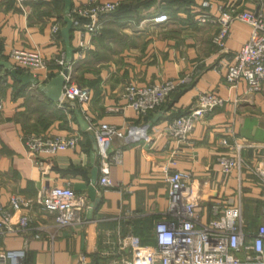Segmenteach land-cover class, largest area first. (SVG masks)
Returning <instances> with one entry per match:
<instances>
[{
	"label": "crops",
	"instance_id": "obj_1",
	"mask_svg": "<svg viewBox=\"0 0 264 264\" xmlns=\"http://www.w3.org/2000/svg\"><path fill=\"white\" fill-rule=\"evenodd\" d=\"M91 1H117L124 8L116 16L105 18L96 37L82 25H74L69 74L92 91L89 108L83 114L87 123L96 128L107 123L123 133L113 138L110 146V151L123 149L122 161L111 166L112 186L104 190L99 182L101 161L95 132L83 129L75 112L76 102L61 107L38 86L23 85L0 65L1 204L8 206L12 195L36 199L46 180L51 185L69 184L89 205L90 186L96 180L100 198L97 208L83 209L82 225L61 229L54 227L53 215L35 205L29 210L32 220L25 231L0 233V250L26 248V264H78L81 255L86 256L88 264H98L106 231L133 232L144 243L154 244L155 223L168 206L166 175L176 170L193 173L203 219L210 215V202L232 198L255 231L264 223V185L256 174L258 167L264 168V89L250 92L244 77L231 83L226 68L220 67L222 60L234 62L230 55L248 42L251 26L242 21L231 25L225 58L213 46L215 29L196 22L203 0H186L189 3L184 5L167 0H72L73 9ZM209 1L211 12L217 15L221 6L230 3L249 11L259 10L264 3ZM64 16V0H27L23 7L16 0H0V60L14 64L10 53L15 48H37L47 59L65 55L66 60L61 33ZM55 25L59 26L57 33L53 32ZM83 39L89 42V48L81 55ZM61 70L55 66L35 76L45 84ZM185 76L190 80L146 115H139L121 97L129 81L144 86ZM199 91L217 94L225 102L196 123L191 143L179 142L165 128L191 109ZM133 127H148L150 140L135 137L130 131ZM31 133L76 134L79 143L51 157L48 174L44 175L23 142V137ZM243 142L248 145L237 148L236 143ZM222 154L241 160L230 174H225L218 162ZM21 213L15 212L14 222ZM37 234L41 238H36Z\"/></svg>",
	"mask_w": 264,
	"mask_h": 264
},
{
	"label": "built area",
	"instance_id": "obj_2",
	"mask_svg": "<svg viewBox=\"0 0 264 264\" xmlns=\"http://www.w3.org/2000/svg\"><path fill=\"white\" fill-rule=\"evenodd\" d=\"M27 0H16L23 7ZM48 1V0H42ZM119 2L91 1L72 9L75 15L74 24L84 27L93 37L101 33L108 14L117 9ZM210 1L203 0L201 11L196 22L209 25L215 29L212 43L216 52L226 56L229 54L226 40L230 27L235 21H242L251 26V35L247 43L234 54L230 55L234 62L222 60L220 67H225L227 80L231 83L244 77L250 92L264 89V3L256 11L239 10L234 4L221 6L220 14L210 10ZM59 26L53 27L57 33ZM89 42L84 39L79 46V53L84 55ZM14 68L36 75L38 71H50L58 66H65V55L50 60L45 58L37 48H15L11 51ZM190 78L185 76L178 80L168 79L159 84L139 85L129 81L123 87L121 97L126 100L139 115L162 106ZM92 99L89 87L76 82L70 74L66 76L63 94L59 105L75 101L82 114H86ZM225 99L207 91H199L194 97L191 109L170 121L166 132L182 143H191V133L196 125L208 112L223 106ZM148 127H133L131 133L137 138L150 140ZM94 130L101 161V187L109 190L110 168L123 158V149L110 151L113 138L123 133L114 125L103 123ZM28 154L44 175L48 174L50 158L58 152L74 149L79 143V136L27 134L23 137ZM228 145V140H223ZM248 144L236 143L241 149ZM221 169L230 174L241 164V160L222 154L218 157ZM256 174L264 185V168L258 167ZM168 183V206L164 216L154 226L155 243H144L141 237L133 232L121 233L106 231L98 253V264H264V223L255 231L243 215L240 206L233 205V199L212 201L209 204V217L203 219L199 208L202 204L201 195L194 190V175L191 171L176 170L166 175ZM53 215L54 227L61 229L85 222L82 211L90 207L88 200L77 194L69 184L51 185L47 180L36 199L12 195L9 205L0 202V233L15 234L25 231L31 223L29 210L34 206ZM13 211V212H12ZM21 211L16 222L15 212ZM44 228V227H40ZM37 234L36 238H41ZM26 248L0 250V264H26ZM78 264H88L85 255H81Z\"/></svg>",
	"mask_w": 264,
	"mask_h": 264
},
{
	"label": "water",
	"instance_id": "obj_3",
	"mask_svg": "<svg viewBox=\"0 0 264 264\" xmlns=\"http://www.w3.org/2000/svg\"><path fill=\"white\" fill-rule=\"evenodd\" d=\"M65 1V16L61 33L64 38L67 50V62L65 66L61 70L59 74L52 77L47 83L43 84L40 82L39 78L30 74V73H20L14 68L13 64L7 61L0 60V65L5 67V70H8L11 75L23 85H36L50 100L58 102L63 94L64 84L66 81V76L69 74V64L73 61L74 49L71 45V32L74 29V18L71 15V11L73 9L72 0H64ZM76 115L78 120L80 121L83 129H87L89 124L85 120L82 112L77 107ZM96 180L93 181L90 186V196L92 199V203L90 204L91 211L93 208H97L100 202V198L97 197V190L95 187Z\"/></svg>",
	"mask_w": 264,
	"mask_h": 264
},
{
	"label": "trees",
	"instance_id": "obj_4",
	"mask_svg": "<svg viewBox=\"0 0 264 264\" xmlns=\"http://www.w3.org/2000/svg\"><path fill=\"white\" fill-rule=\"evenodd\" d=\"M168 3H172V4H178V5H184L186 2L189 3V1L186 0H167ZM124 6L119 4L117 9L115 11H113L112 13L108 14L107 16H116L117 14L120 13L121 10H123ZM201 11V10H200ZM72 17L75 19L74 15L72 14ZM75 25V24H74ZM18 72L23 73L22 70L17 69ZM185 114V113H184ZM183 115V114H182ZM251 225V224H250ZM252 226V225H251Z\"/></svg>",
	"mask_w": 264,
	"mask_h": 264
}]
</instances>
